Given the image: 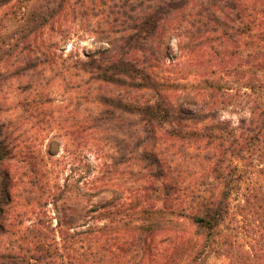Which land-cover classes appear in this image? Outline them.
I'll use <instances>...</instances> for the list:
<instances>
[{
  "label": "trees",
  "instance_id": "trees-1",
  "mask_svg": "<svg viewBox=\"0 0 264 264\" xmlns=\"http://www.w3.org/2000/svg\"><path fill=\"white\" fill-rule=\"evenodd\" d=\"M17 1L22 5L26 0ZM247 1L158 0L153 10L130 20L124 39L142 57L79 61L97 83L159 94L145 104L101 94L94 99L100 107L93 120L99 133L121 116L138 120L135 132L125 134L128 149L121 161L113 168L102 161L90 188L76 187L80 196L97 199L88 212L97 213L101 226L71 232L68 225L80 217L78 210L68 215L67 225L59 219L53 227L39 217L27 231L13 229L8 213L14 205V181L6 164L14 149L7 125L0 124V264H208L212 256L225 257L228 264H264V22H245ZM256 1L255 12L264 17V0ZM63 10L61 5L35 8L20 16V40L27 43ZM171 30H182L193 50L202 53L197 81L161 80L147 65L146 55L159 53ZM212 42L225 50L218 52ZM230 42L235 50L229 49ZM208 44L211 54L227 60L220 71L206 67ZM19 46L0 42V65ZM234 76L242 78L238 87L231 81ZM162 91L183 93L182 102L169 103ZM232 104L240 108L241 118L237 128L229 129L218 118ZM188 121L211 124L184 127ZM159 132L168 140L206 149L195 157L203 167L200 183L189 188L170 178V168L155 148ZM99 143L100 160L105 155ZM122 164L133 165L124 182L118 174ZM40 188V197L63 194L59 187ZM7 238L16 241L2 245ZM87 247L81 255L79 250Z\"/></svg>",
  "mask_w": 264,
  "mask_h": 264
},
{
  "label": "rangeland",
  "instance_id": "rangeland-1",
  "mask_svg": "<svg viewBox=\"0 0 264 264\" xmlns=\"http://www.w3.org/2000/svg\"><path fill=\"white\" fill-rule=\"evenodd\" d=\"M17 3V0H0V42L20 44L0 65L4 79L0 82V124L7 125L14 149L13 157L6 164L14 181V205L8 219L15 231H27L39 217L45 222L51 221L53 227L59 219L67 225L68 215L74 216L80 210L76 214L80 217L68 225L71 232L101 226L104 221L95 219L97 213L88 212L97 199L80 196L76 187L84 188L83 191L89 189L102 161L112 168L116 160L121 161L128 149L129 140L125 134L135 132L132 127L135 128L138 120L121 116L99 133L94 129L93 120L100 107L94 99L101 94L145 104L157 100L159 94L97 83L79 61L95 58L108 63L121 56L142 57L126 46L124 39L129 32L128 26L132 25L130 20L153 10L158 0H26L22 5ZM246 4L249 6L243 17L245 22H264V17L255 12L257 1L248 0ZM60 5L64 8L62 14L27 43L20 40V16L27 17L35 8H58ZM20 6L22 10H18ZM13 11L18 15H13ZM230 17L237 19L233 15ZM163 39L159 53L146 55L152 73L161 80L197 81L200 71L197 61L202 53L193 50L182 30L177 33L171 30ZM212 43L218 52L225 50L219 42ZM229 45V49L235 50V44L230 42ZM209 48V44L204 46L206 67L220 71L227 60L222 56L217 58ZM241 79V76H234L231 81L238 87ZM190 93L191 96L196 94L195 91ZM160 95L174 105L182 102L181 92L162 91ZM239 113L240 108L232 104L219 112L218 119L234 129L239 125ZM205 124L211 122L188 121L183 126L203 128ZM158 135L155 148L170 168V178L189 188L200 183L204 178L203 167L195 157L206 149L168 140L163 132ZM98 143L105 155L102 160L97 159ZM130 167L133 165L118 167L123 182L128 179ZM40 187L47 191L59 187L63 194L58 195L60 198L54 194L40 197ZM14 239H4L1 244L16 241ZM79 251L81 255L87 253L88 247ZM208 264H228V260L212 256Z\"/></svg>",
  "mask_w": 264,
  "mask_h": 264
}]
</instances>
